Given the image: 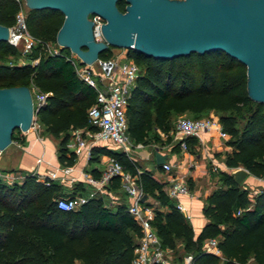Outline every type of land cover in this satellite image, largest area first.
<instances>
[{
    "label": "trees",
    "instance_id": "obj_1",
    "mask_svg": "<svg viewBox=\"0 0 264 264\" xmlns=\"http://www.w3.org/2000/svg\"><path fill=\"white\" fill-rule=\"evenodd\" d=\"M117 6L124 11L125 0H117ZM20 10V0H0V23L12 27ZM63 20L58 9L28 8L27 30L41 42L26 53L29 62H0V87H30L33 83L46 93L45 102L36 111L37 120L45 133L59 138V162L72 166L76 154L67 146L69 130L92 128L87 110L96 99V91L77 76L67 57L68 48L51 54L42 45L56 43ZM19 47L1 41L0 58L19 54ZM113 48L102 50L99 58L111 59ZM126 50V56L141 68L126 108L127 133L132 141L162 143L159 131L168 134L174 117L185 113L204 117L213 110L230 135L227 144L232 150L225 159L227 166H242L254 176L264 177V104L249 97L247 69L242 62L219 50L170 59ZM36 58L38 61L32 63ZM16 138L24 143V138L13 132L12 139ZM195 141L186 138L188 147ZM100 155L114 157L146 195L167 208H155L151 224L162 247L174 251L175 257L179 255L177 264L185 254L192 255L193 264H264V187L251 195L248 188L235 182L232 172L220 171L221 184L203 206L208 221L196 235L167 194L166 183L156 179L152 171H139L138 162L123 150L94 145L90 160H98ZM120 185V177L111 179L113 188ZM79 189L77 185L66 193L61 183L40 180L31 173L11 185L0 178V264H130L141 229L127 205L119 204L113 210L97 195L76 209L58 207L59 198L74 197ZM208 238H217L219 255L203 249ZM178 242H182L180 248Z\"/></svg>",
    "mask_w": 264,
    "mask_h": 264
},
{
    "label": "water",
    "instance_id": "obj_2",
    "mask_svg": "<svg viewBox=\"0 0 264 264\" xmlns=\"http://www.w3.org/2000/svg\"><path fill=\"white\" fill-rule=\"evenodd\" d=\"M28 8H53L64 14L56 42L83 62L92 63L108 46L133 48L155 58L170 59L192 52L223 51L247 69L249 97L264 104V0H25ZM90 15L104 19L97 41ZM9 27L0 23V42L7 41ZM109 72L113 61H101ZM31 89L27 85L0 87V150L12 143L14 130H29L33 115ZM166 155L156 152L162 165ZM249 171H232L240 184ZM146 198L143 195L142 201Z\"/></svg>",
    "mask_w": 264,
    "mask_h": 264
},
{
    "label": "built area",
    "instance_id": "obj_3",
    "mask_svg": "<svg viewBox=\"0 0 264 264\" xmlns=\"http://www.w3.org/2000/svg\"><path fill=\"white\" fill-rule=\"evenodd\" d=\"M94 16L97 18L92 19L94 37L97 41H103L101 24L104 19L99 15ZM7 41L20 46L22 53H28L35 44L41 42L29 34L25 14L22 10L16 14L15 24L9 27ZM42 45L51 54L60 52L61 45L58 43L54 47H51L50 42H42ZM67 57L72 61L77 76L96 91V99L87 110L88 122L92 128L87 129L85 134H82L81 130H75L71 135L72 142H68L67 146L75 147L78 151L83 149L88 159L91 156V148L100 143L112 147L113 145L120 146L123 151L128 153L131 139L127 133L126 108L128 99L141 72L140 66L132 58L125 56L122 61H120L121 59H111L113 65L107 73L101 65V61L104 59L99 58L92 63H86L71 50ZM37 61L38 58L33 59L31 62L36 63ZM95 65H98L99 68L96 69ZM31 94L35 112L29 130L38 131L40 123L37 120L36 111L45 102L46 93L36 88L31 89ZM207 129L216 130L222 138L227 139L229 137V133L223 129L220 121L213 116L192 118L181 115L175 122L173 132L179 137L181 147L187 149L186 138ZM12 143L17 146L22 144L17 139H12ZM142 145L141 142L135 143V146L138 147ZM1 152L2 150H0V154ZM162 167L166 171H170L172 168L171 164L166 161L162 164ZM59 170L63 174H68L72 171V167L66 165ZM28 173L36 174L34 171L0 170V178L7 184L20 183ZM58 176V171L52 170L45 177H38V179L45 180L49 178L54 180ZM115 176L120 177L122 187L131 197V201L127 205V211L141 229V235L134 248V255L130 264H174L169 249L162 247L160 238L151 224L154 209L151 205H147L145 201H142L143 189L136 182L133 175L125 170L112 156H108L107 164L99 177L84 174V178L95 185L96 190L88 195L77 194L74 197L59 198L57 200L58 207L65 210L78 208L89 197L95 196L96 191L102 190ZM63 179L64 176L61 175V180ZM166 192L171 198H178L180 194H189L190 188L184 179L171 176ZM176 206L181 212H184V206L181 202L177 201ZM240 211L238 210L237 213H240ZM217 241V238L206 239L203 242V249L219 255L220 250L217 247ZM192 259L191 254H185L180 264H193Z\"/></svg>",
    "mask_w": 264,
    "mask_h": 264
},
{
    "label": "crops",
    "instance_id": "obj_4",
    "mask_svg": "<svg viewBox=\"0 0 264 264\" xmlns=\"http://www.w3.org/2000/svg\"><path fill=\"white\" fill-rule=\"evenodd\" d=\"M126 55L127 51H114L111 59H124ZM36 88L38 87L32 83L30 89ZM209 113V116L218 119L215 111L210 110ZM87 129L90 128L70 129L68 142H72L71 135L75 130H81L82 134H85ZM173 131L174 127L168 134L159 131L163 139V142L159 145L156 142L143 143L140 147L141 150L137 152L141 158L139 171H152L156 179L166 183L165 190L171 176L184 179L187 182L190 193L180 194L178 198H173V200L175 203L179 201L183 204L184 212L182 213L197 235L208 221L203 213L206 198L221 184L219 172H232L234 170L225 163L227 153L232 150V146L227 144L230 135L225 139L216 130H203L197 135L189 136L190 139H195L196 141L191 143L187 149H183L180 145L179 137ZM19 133H21L19 137L24 138V143L21 146L11 143L13 147L8 148L5 153L0 154V170L34 171L39 178L45 177L49 171L57 170L59 176L54 181L62 184L64 192L70 193L74 191L77 185L82 188L78 190V194L86 195L87 192L90 193L96 190V186L89 183L84 178V174L99 177L107 164L108 155H100L98 160L91 161L86 157L83 149L78 151L75 147L69 146V151L76 154V159L75 163L71 166L72 171L68 174H63L59 169L66 165H62L58 160L59 138L45 133L41 124L38 131L30 129L23 132L20 130ZM17 140L20 141L19 139ZM97 145L104 144L100 143ZM106 146L116 150L110 145ZM156 152L166 155L165 161L169 162L172 166L170 171L164 170L162 165L157 164ZM127 154L138 162V157L131 155L129 152ZM61 175L64 176L63 180H61ZM241 184L244 188H248L251 195H253L259 188L264 187V177H257L249 172ZM97 195L102 196L105 204L113 210L119 204L128 205L131 201V197L126 193L122 185L113 188L111 181L102 190L96 191L95 196ZM144 201L150 203L154 210L155 208L161 210L167 209L166 207L159 206L151 196L146 195ZM181 245L182 242L177 243L178 248ZM169 252L171 256L174 255V251L171 249H169ZM75 264L81 263L80 261H76Z\"/></svg>",
    "mask_w": 264,
    "mask_h": 264
},
{
    "label": "rangeland",
    "instance_id": "obj_5",
    "mask_svg": "<svg viewBox=\"0 0 264 264\" xmlns=\"http://www.w3.org/2000/svg\"><path fill=\"white\" fill-rule=\"evenodd\" d=\"M20 1L22 3V12L25 14L26 11L28 10V6L26 5L25 0H20ZM90 18L91 19H97L94 15H90ZM56 44L57 43L50 42L51 47L56 46ZM19 50H20L19 51V54H17V55H5L3 58H0V62H2V63H8V64H23V63L29 62L28 55H26V53H22L21 52V47H19ZM119 50L120 51H127L124 48H113V52L114 51H119ZM122 60H124V59H121L120 61H122ZM95 67H96V69L99 68L98 65H95ZM95 78L97 79V77H95ZM35 103H36V100H35ZM209 115H210V113L208 112L205 116H209ZM184 116H186V117H192V114L187 113V114H184ZM178 117L179 116L174 117V126H175V122H176V120H177ZM16 130L14 131V134L19 136L21 133L16 132ZM41 133H42V131H41ZM157 144L159 145L160 143H157ZM129 145H130L129 153L131 155H134V156L138 157V159H139L138 160V163L141 166V158L137 154V152L139 150H141V148L138 147V146H135V142L132 141V140H131V143ZM10 147H13L12 144H10L5 150H2L1 154L3 152L5 153V151H7V149L10 148ZM113 148H115L116 150H122V147L116 146V145H113ZM4 183H6V182H4ZM7 185H11V184H7ZM88 194H89V192L86 193V195H88ZM178 256H179L178 254L176 255V257H175V255L171 256L172 263L177 264L176 258H178ZM182 256H183V253H181V257ZM248 264H254V263L252 261H250Z\"/></svg>",
    "mask_w": 264,
    "mask_h": 264
}]
</instances>
